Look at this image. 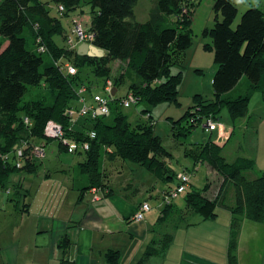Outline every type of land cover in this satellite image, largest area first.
Returning a JSON list of instances; mask_svg holds the SVG:
<instances>
[{
	"label": "trees",
	"instance_id": "16d2710c",
	"mask_svg": "<svg viewBox=\"0 0 264 264\" xmlns=\"http://www.w3.org/2000/svg\"><path fill=\"white\" fill-rule=\"evenodd\" d=\"M137 1L0 0V184L5 191L15 192L8 182L17 169L9 162L8 153L35 144V138L46 143L43 127L48 120L59 123L65 136L73 142L89 141L87 150L78 151L85 155L80 172L87 176V187L101 184V164L112 156L138 163L158 180L169 183L164 190L175 185L177 173L166 161L170 152L155 133L154 123L131 122L127 114L118 110V104L112 110L111 102L118 101L115 94L106 115L77 120L69 113L72 106L78 107L77 101L83 96L77 92L79 87L86 84L91 95L95 93L92 87L98 84V79H103L104 83L110 79L117 93L126 70L137 79L130 83L127 91L139 97L134 104L143 101L178 103V91L172 89V83L165 84L173 76L171 62L176 54H183L192 44V36L184 32L181 24L185 22L180 24L179 18L180 11L190 0H152L148 18L143 21L135 18ZM50 4L57 6V12L58 7H62L60 15L50 13ZM82 5L89 7L90 23L84 27L92 34V43L104 50L101 57L81 55L77 53V42L73 43L74 47L67 43L60 16ZM245 7L233 26L238 14L234 1L214 0V24L202 32L210 39L204 46L212 50L216 65L212 78L213 98H202L200 94H194V98L199 97V105L207 112L212 111L214 118H218L217 112L224 106L233 120L241 118L252 94L264 92V10L257 5ZM56 35L62 36L66 44L59 45L54 39ZM112 60L123 64L116 75L112 74ZM66 62L75 66L76 73L67 72ZM84 68L88 73L83 74ZM243 78L244 91L241 92L238 86ZM44 86V94H34V88ZM91 130L96 135L89 139L87 133ZM194 144V150L185 149V155L192 158L194 165L206 162L222 179L214 197L207 195L209 182L203 188H195L190 182L182 193L185 205L202 219L215 218L217 203L225 205L221 191L228 182L232 185L233 202L226 205L231 213L226 264H238L237 231L232 229H238L243 218L264 222V170L258 176L249 177L246 173L254 168V158L240 155L229 162L222 154L223 145L212 140ZM22 159L30 171L36 170L38 159L31 150ZM173 201L163 205L158 222L176 210ZM172 237L171 232L164 233L160 240L149 244L144 253L163 254ZM69 243L65 235L58 246L67 247ZM106 256L109 262L118 264L115 252H107ZM60 264L74 262L62 255Z\"/></svg>",
	"mask_w": 264,
	"mask_h": 264
},
{
	"label": "rangeland",
	"instance_id": "374dc122",
	"mask_svg": "<svg viewBox=\"0 0 264 264\" xmlns=\"http://www.w3.org/2000/svg\"><path fill=\"white\" fill-rule=\"evenodd\" d=\"M233 1L238 8L237 17L233 22V26H235L247 8L244 5L248 0ZM213 2L214 0H190L179 13V18L182 20L180 24L185 22L181 25L185 27L184 32H188L192 36V44L183 54H176L171 62L173 76H170L165 84L172 83V89L178 91V103L174 101L161 103L143 101L128 107L119 106L118 101L128 91L130 83L137 80L133 79V73L126 69L124 82L118 84V90L115 93V98L118 101L111 102L112 110H115V106L118 104V110L127 114L131 122L141 120L150 125L154 123L155 133L160 137L163 146L170 152V157L166 159L168 165L176 173L187 172L190 182L195 188H203L209 182L210 188L207 195L210 197L216 195L219 181L222 178L212 172L206 162L194 165L192 158L185 155V149L194 150V143L214 141L213 139L216 138L217 140L214 142L224 146L222 154L227 161L231 162L240 155L255 159L254 168L246 173L249 177L258 176L264 170V92L255 91L247 102L245 115L235 120L232 119L226 106L221 107L217 112L218 118H214L212 111L207 112L199 105V97L194 98V94H200L202 98H213L212 78L216 65L213 62L212 50L206 45L204 46L206 42H210V39L204 33L202 34L204 28H211L214 24ZM151 4L152 0H138L134 7L135 18L139 21L146 20ZM50 6L51 14L60 15L59 12H62L60 6L58 12L56 5L50 4ZM90 17L89 7L86 5H82L66 15H61L60 20L67 38L70 37L77 42L78 33L74 32V28L77 24L82 27L89 26ZM190 25L191 30H189ZM54 39L59 45L66 44L60 35H56ZM80 43L77 42L76 45ZM110 66L112 74L116 75L122 70L123 64L120 60H112ZM82 72L86 74L88 69L84 68ZM98 80V84L92 89L94 92L106 94L103 89L104 80ZM156 82L159 81L156 80ZM244 82L245 78L238 86L241 92L244 91ZM82 86L87 89L86 84ZM45 90V86L38 90L33 89L34 94L36 92L44 94ZM83 96L88 102L91 100L88 90L83 93ZM213 101L216 102V98ZM70 109H74V106ZM182 116L183 118H181ZM72 117H77V120L85 118L84 116L79 117L77 112L73 113ZM87 118L89 117L87 116ZM206 120L208 124H204ZM48 121L43 127L46 143H40L35 138V144H30L27 148H17L8 153L9 162L17 169L10 175L8 182L11 190L14 187V193L9 189L5 191V188H2L0 184V255L2 257L0 262L2 259L7 260L8 253L11 254V251L16 249L20 257H15L19 260L15 264H55V258L50 254L51 239L47 232L42 231L49 222L41 215L49 213L47 216L52 219L65 216L66 210H62L65 198L63 186H68L74 180L80 184L84 181L86 183L87 180L86 184H88L87 176L80 172V163L84 161V153H79L78 150L71 152L55 131L46 133L49 128L46 127ZM172 121L175 123L173 124ZM210 121L215 124L212 129H209ZM172 125L175 127L173 128ZM226 127L229 129L227 138L221 137L218 133L219 129H225L226 132ZM216 128L217 131L212 133ZM41 147L45 150L43 155L38 154ZM19 150L20 153L17 155ZM30 150L33 152V156L38 159V166L33 171H30L26 164L22 163V158ZM107 150L111 152V149ZM101 167L102 182L95 187L104 188L111 184L114 187L112 189L120 197L123 196L129 205H136L147 200L151 208H154L158 201L157 191H161L169 184L158 180L138 163L122 160L117 156H112V159L106 158ZM20 182L23 187L19 185ZM128 184L130 187L125 189L124 187ZM24 188L28 190L27 195ZM224 189L221 192H223L222 195H225V205L217 203V216L208 220L200 218L203 220L201 222L203 224L195 223L197 222L195 218L200 215L195 211L187 210L184 194L173 201L180 220L187 224L194 222L188 232V239L197 237L198 234L203 235L202 254L206 257L205 259L217 264L226 262L227 246L231 235L230 211L226 205L233 202V187L228 182ZM90 196L84 198L83 206L90 200ZM155 212L159 214V210L155 209ZM63 213L65 214L62 215ZM163 226V224L160 225V227ZM232 230L237 231L239 264H264V222L243 218L238 229ZM168 232L171 230L168 229Z\"/></svg>",
	"mask_w": 264,
	"mask_h": 264
},
{
	"label": "crops",
	"instance_id": "0c3cea01",
	"mask_svg": "<svg viewBox=\"0 0 264 264\" xmlns=\"http://www.w3.org/2000/svg\"><path fill=\"white\" fill-rule=\"evenodd\" d=\"M246 5H257L264 10V0H248ZM226 129V132L225 129L219 130L221 137L227 138L229 129L227 127ZM216 131L217 128L212 133ZM84 183L85 181L80 184L74 180L68 186H63L65 198L62 210H66V214L62 215L65 214V216L52 219L47 216L49 213L41 215L49 222L42 231L47 232L51 239L50 254L55 258V264H60L62 255L74 264H112L106 256V253L110 251L115 252L119 257L118 264H217L205 259L206 257L202 254L203 235L198 234L199 236L188 239V232L194 222L187 224L180 220L178 210L170 211L167 219L162 220L161 223L157 221L162 209L161 193L165 188L157 191L156 206L145 213L142 221L137 222L133 220L132 215L140 202L136 205L127 204L123 196L120 197L112 189L114 187L111 184L104 188H97L87 187V180L85 185H82ZM19 185L23 187L21 182ZM129 187L128 184L124 188ZM24 189L27 195L28 190ZM87 196H90V200L83 206V200ZM66 204L68 205L65 207ZM155 209L159 210V214L155 212ZM200 218L202 217L195 218L196 224H203ZM230 220L231 213L229 212ZM161 224L164 226L160 227ZM168 229L171 230L173 237L167 250L163 254L155 251L151 254L144 253L147 246L160 240ZM65 235L70 243L67 247H59L58 244ZM226 236L228 239V234ZM61 248L65 250L64 253L61 252L63 251ZM11 252V254L8 253L7 260L2 259L1 264L19 262L16 258L20 256L16 249ZM1 258L0 255V261Z\"/></svg>",
	"mask_w": 264,
	"mask_h": 264
},
{
	"label": "built area",
	"instance_id": "2783aa9c",
	"mask_svg": "<svg viewBox=\"0 0 264 264\" xmlns=\"http://www.w3.org/2000/svg\"><path fill=\"white\" fill-rule=\"evenodd\" d=\"M60 8L62 9V7L60 6ZM74 32H76L77 36H76V41L77 42H88V43H92V34L87 31L85 29V27H82L80 24H77L76 27L74 28ZM75 41H73V39H71L70 37L67 39V43L70 46H74ZM65 68L67 70L68 73L70 74H74L76 73V68L74 65L66 62L65 63ZM103 89L106 92V94H101L98 92L95 93H91V103H88V101L85 99L84 96H81L78 100V107L74 108V109H69V113L72 115L73 113L77 112L79 117H89V118H95L99 115H106L109 113V103L111 101L112 98V91L114 89V85L112 83V81L110 79L106 80L104 85H103ZM87 91L85 86H81L77 89V92L79 95H83V93ZM139 100V97L136 96L133 92H126V95L121 98L118 101V104L120 106L123 107H128L131 104L136 103ZM207 123V120L204 124ZM208 124V123H207ZM210 128L212 129L215 127V124L212 123V121L209 122ZM49 127L48 130H46V133H48L49 131H55L57 135H60L59 137H61L64 141V143H66V145L69 147V150L71 152L78 150V151H85L89 148V141L85 140L83 142H73L71 139H68L65 136V132L62 128V126L52 120H49L46 124V127ZM221 130V129H219ZM51 134V133H50ZM52 135V134H51ZM88 138H94L95 137V132L94 131H90L87 133ZM42 149H40L41 151L36 152L40 155L44 154V148L41 147ZM20 153V150L16 153L17 155ZM19 164V163H18ZM176 183L173 187L168 188V190H164L162 192V204H168L170 203L172 200L178 198L186 189L187 187H189L190 184V179H189V175L187 174V172H178L176 175ZM151 209V205L149 204L148 201H141L135 212L132 215V218L134 221H142L144 219L145 213L150 211Z\"/></svg>",
	"mask_w": 264,
	"mask_h": 264
},
{
	"label": "water",
	"instance_id": "95a60500",
	"mask_svg": "<svg viewBox=\"0 0 264 264\" xmlns=\"http://www.w3.org/2000/svg\"><path fill=\"white\" fill-rule=\"evenodd\" d=\"M77 53L81 55H88L94 57H101L104 55V50L95 46L94 44L83 42L77 46ZM114 94V90L112 92Z\"/></svg>",
	"mask_w": 264,
	"mask_h": 264
},
{
	"label": "bare ground",
	"instance_id": "6f19581e",
	"mask_svg": "<svg viewBox=\"0 0 264 264\" xmlns=\"http://www.w3.org/2000/svg\"><path fill=\"white\" fill-rule=\"evenodd\" d=\"M80 42H81V41H80ZM81 43H83V42H81ZM81 43H80V44H81ZM70 47H72V46H70ZM73 47H74V46H73ZM113 90H114V94H115V92H116V91H115V88H114ZM112 92H113V91H112ZM114 94H113V95H114ZM150 210H151V209H150Z\"/></svg>",
	"mask_w": 264,
	"mask_h": 264
}]
</instances>
